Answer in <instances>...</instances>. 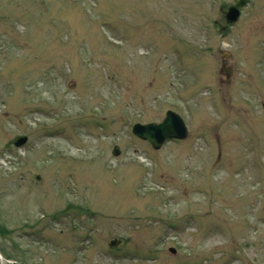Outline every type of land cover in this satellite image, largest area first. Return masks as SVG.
<instances>
[{
  "label": "rangeland",
  "instance_id": "obj_1",
  "mask_svg": "<svg viewBox=\"0 0 264 264\" xmlns=\"http://www.w3.org/2000/svg\"><path fill=\"white\" fill-rule=\"evenodd\" d=\"M233 1L0 0V264H264V0L218 31ZM167 110L184 139L132 133Z\"/></svg>",
  "mask_w": 264,
  "mask_h": 264
},
{
  "label": "water",
  "instance_id": "obj_2",
  "mask_svg": "<svg viewBox=\"0 0 264 264\" xmlns=\"http://www.w3.org/2000/svg\"><path fill=\"white\" fill-rule=\"evenodd\" d=\"M246 2V0H235L234 3L225 5L222 3L220 5V10H222L224 17V24H220L215 21V24L218 25L219 30L225 29L227 24L235 22L239 16V8ZM132 133L137 137L146 140L154 149H159L166 140L169 139H184L187 136V128L184 124L183 119L173 110H167L165 116L159 122H148V123H139L136 122L132 125ZM27 140L25 135H17L13 144L15 146L23 145ZM113 155L119 153L118 146L115 145L112 150ZM36 178L39 179V175H36ZM119 243V239H112L109 242V245L115 246ZM173 251L172 248H170Z\"/></svg>",
  "mask_w": 264,
  "mask_h": 264
}]
</instances>
